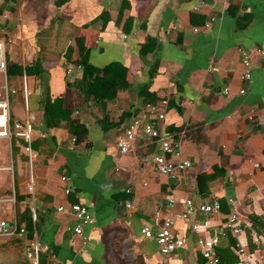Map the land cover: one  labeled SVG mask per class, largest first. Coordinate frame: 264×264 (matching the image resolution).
I'll return each instance as SVG.
<instances>
[{
	"label": "crops",
	"instance_id": "0c3cea01",
	"mask_svg": "<svg viewBox=\"0 0 264 264\" xmlns=\"http://www.w3.org/2000/svg\"><path fill=\"white\" fill-rule=\"evenodd\" d=\"M0 42V88L15 90L10 118L30 120L36 155L29 163L22 140H0V221L25 230L0 237V264H203L191 225L209 218L210 234L225 231L218 250L232 254L231 199L241 242L264 261V0H0ZM147 104L191 163L173 179L141 130L128 153L116 146ZM186 200L218 201L219 212L181 218ZM72 204L93 218L80 235ZM166 219L186 241L171 262L141 234ZM32 240L42 250L30 261Z\"/></svg>",
	"mask_w": 264,
	"mask_h": 264
},
{
	"label": "built area",
	"instance_id": "2783aa9c",
	"mask_svg": "<svg viewBox=\"0 0 264 264\" xmlns=\"http://www.w3.org/2000/svg\"><path fill=\"white\" fill-rule=\"evenodd\" d=\"M211 21V20H210ZM208 24H206L207 26ZM243 63L247 68L242 76V79L247 81L250 79V70L248 69V56L247 53L242 51ZM5 60L3 45L0 42V72H5ZM5 98L0 99V140L19 139L24 142L23 151L31 163L36 155L31 148L32 132L30 127V120L12 121L9 114V93L15 94V90H8L7 86H3ZM223 92L228 93V89L224 88ZM244 90H240V94H243ZM29 95L25 92V96ZM155 115L156 119L162 121L164 114L157 111L156 106L147 104L145 110L140 116L134 117L131 122L125 127L123 135L120 136L116 141V146L121 154H126L130 151L132 143L135 140L136 133L138 130L142 131V134L147 138L156 139L159 143V153L155 155L154 162L159 174L167 176L171 179L176 177L178 171H184L191 167V163L182 158L181 148L178 143H173L168 140L165 136L161 135L159 129L153 126L149 122V117ZM62 181L66 178L62 177ZM65 193H69V189H65ZM174 200H170L169 204L172 207ZM186 211L181 214V218H187L190 213L197 209L198 211L211 215L219 212L220 204L218 201H212L210 203H200L194 206L192 201L186 200L185 202ZM230 212L226 216L224 223V229L229 231L234 239V250L238 257L236 264H264L253 256L247 247L241 242L240 237L244 233L245 225L241 221L240 213L235 206L234 202L229 200ZM130 207V205H127ZM58 212L62 211V208L57 209ZM69 213L77 222V226L74 228V233L80 235L82 233V226H91L93 218L84 206L78 204H72L69 207ZM211 227V221L209 218H205L199 222H194L191 225V231L197 234V247L203 258V264H220V259L215 251V247L218 241L225 236V231L217 230L213 234L209 233ZM172 221L166 219L161 226L155 231L150 226L145 225L141 229V234L147 239H153L158 245L160 253L165 256L169 262L173 259V254L179 249L185 248V238H179L172 234ZM25 234L23 228H18L16 225H8L5 221H0V237H21ZM260 241L259 236H253V243L258 244ZM42 250L41 246L37 241L32 240L29 242L26 249V257L28 260L33 261L34 255ZM51 264H55L52 262Z\"/></svg>",
	"mask_w": 264,
	"mask_h": 264
},
{
	"label": "trees",
	"instance_id": "16d2710c",
	"mask_svg": "<svg viewBox=\"0 0 264 264\" xmlns=\"http://www.w3.org/2000/svg\"><path fill=\"white\" fill-rule=\"evenodd\" d=\"M150 43H151V41L148 40L147 43L145 45H143V47H142V54H144V52H146V50L147 51L150 50V47H148V46H150ZM147 47H148V49H147ZM102 76L103 75L101 74L100 77L95 80V82L98 80L97 83H100L99 86H101L102 85V82H103L102 81V79H103ZM87 86H86L87 87V89H86L87 94L88 95H93L92 94V91H91V87H92L91 84L88 83ZM98 94L99 93H97L95 95H98ZM146 98H147L146 99V102H149L150 99H148V96H146ZM210 179H211V177L210 176H206V174H200V175L197 176V182L198 183L199 182H202V181L208 182ZM199 191H204V188H202V187L200 188L199 187ZM220 242H221V240L218 241V243H217V245H216L215 248H216L217 255L219 256V258L221 260V264H236L238 262V257H237V255L235 253V250H233L234 249V247H232L233 246V243L232 242H229L228 243V246L232 248V251H231L232 254H231L230 251H228V250H227V253H223L222 252V249L221 250L220 249L218 250V247L220 246Z\"/></svg>",
	"mask_w": 264,
	"mask_h": 264
},
{
	"label": "rangeland",
	"instance_id": "374dc122",
	"mask_svg": "<svg viewBox=\"0 0 264 264\" xmlns=\"http://www.w3.org/2000/svg\"><path fill=\"white\" fill-rule=\"evenodd\" d=\"M2 81H3V79H0V84H1ZM2 84H4V82H2ZM2 84H1V85H2ZM3 98H5V93H4V91L0 88V99H3ZM12 109H13V111H14V110H15V106H13Z\"/></svg>",
	"mask_w": 264,
	"mask_h": 264
}]
</instances>
